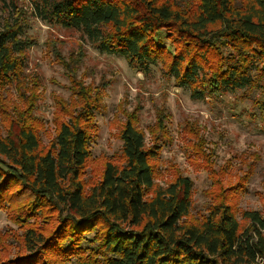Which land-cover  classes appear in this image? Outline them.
<instances>
[{
  "label": "trees",
  "instance_id": "16d2710c",
  "mask_svg": "<svg viewBox=\"0 0 264 264\" xmlns=\"http://www.w3.org/2000/svg\"><path fill=\"white\" fill-rule=\"evenodd\" d=\"M26 1L36 19L81 32L98 51L121 56L133 68L163 63L193 100L249 89L264 94V0H194L191 6L175 0ZM0 2L7 13L0 18L1 92L19 80L31 40L26 11ZM164 33L170 48L160 44ZM209 50L218 63L207 76ZM72 84L80 106L47 148L32 124L0 135V210L17 222L43 212L47 225L54 224L46 234L28 225L27 253L2 264H264V216L244 211L249 224L241 229L233 207L223 203L192 223L185 219L192 181L177 176L164 187L154 184L164 116L151 128L150 145L127 119L118 136L120 162L106 161L85 189L81 176L98 101Z\"/></svg>",
  "mask_w": 264,
  "mask_h": 264
},
{
  "label": "rangeland",
  "instance_id": "374dc122",
  "mask_svg": "<svg viewBox=\"0 0 264 264\" xmlns=\"http://www.w3.org/2000/svg\"><path fill=\"white\" fill-rule=\"evenodd\" d=\"M9 1L26 11L25 34L31 45L19 80L0 92V135H14L20 126L32 124L40 145L47 148L59 124L80 106L72 95L73 81L88 100L98 101L89 128L91 154L81 176L85 189L96 182L106 161L120 162L118 136L127 119L150 145L151 128L164 116L159 156L152 161L154 184L164 187L177 176L192 181L186 221L200 222L223 203L233 207L241 229L249 224L242 218L244 211L264 216V94L249 89L193 100L186 87L166 75L163 63L133 68L121 56L98 51L81 32L36 19L26 0ZM175 1L183 6L194 2ZM4 11L0 2V18H7ZM165 34L160 44L170 48ZM205 57L209 76L218 57L213 50ZM28 225L45 234L54 227L47 225L43 212L17 222L0 210V264L27 253L23 233Z\"/></svg>",
  "mask_w": 264,
  "mask_h": 264
}]
</instances>
